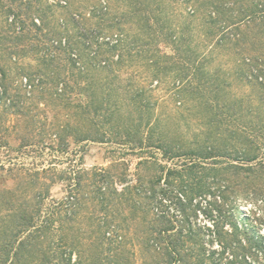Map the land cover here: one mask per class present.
<instances>
[{"label": "trees", "instance_id": "16d2710c", "mask_svg": "<svg viewBox=\"0 0 264 264\" xmlns=\"http://www.w3.org/2000/svg\"><path fill=\"white\" fill-rule=\"evenodd\" d=\"M4 1L0 264H264V0ZM89 142L137 172L37 162Z\"/></svg>", "mask_w": 264, "mask_h": 264}, {"label": "rangeland", "instance_id": "374dc122", "mask_svg": "<svg viewBox=\"0 0 264 264\" xmlns=\"http://www.w3.org/2000/svg\"><path fill=\"white\" fill-rule=\"evenodd\" d=\"M32 3L33 9L32 12L29 13V16H35L36 12H42L41 10H45L43 12H49L47 16V29L48 32L51 27L57 26L58 23H61L63 21V18H66L70 16V14L73 12H84L89 14V12H92L91 9V2L93 0H33ZM6 3L7 1L3 0ZM39 5L38 11L34 10ZM49 5L53 6L52 9L49 10ZM100 5V4H99ZM118 8L123 11L124 6L116 1L113 0L111 5L109 4V11L114 12L118 10ZM34 12V13H33ZM63 17V18H62ZM38 20V19H37ZM31 23V20L28 21V24ZM3 25H5V19L4 16L0 14V31L3 30ZM6 26V25H5ZM36 35L35 31L32 32V37L30 41H25L27 44H32L31 42H36L38 45H45L49 39L47 36L43 35L44 38L34 37L33 35ZM42 36V35H41ZM24 42V41H23ZM167 51H171L170 47L166 48ZM25 61H34L33 57H25ZM127 148H122L116 144H109V143H101V142H89L88 144L81 143V144H73L70 153L68 154H56L57 157H54V155H46L47 160L43 161V158L38 157L37 162H44L46 165H48L52 159H55V162H57V166L61 169H66L69 167H72L73 165L76 166H82L83 168L92 169L94 167H109L114 161L120 160L123 158L125 161H127L130 164V174H134L137 172V163L139 161V158L137 155H134L132 151L127 152ZM26 162H30L31 158H22ZM5 183H11V181H7L6 179H1ZM52 194L54 198H63L67 194L66 190V184L64 182L56 184L52 189ZM241 209L245 212L243 215H252L251 209L254 208V204L243 202L241 203ZM240 213H236V217H239ZM261 217V218H260ZM200 219L203 220V222L208 224H213L214 221L210 218H204V214L200 216ZM252 220H248V225L251 227H254V230L257 231L260 234H264V209H261L257 216H252ZM241 220V218H240ZM220 246L218 244L215 245V248H219Z\"/></svg>", "mask_w": 264, "mask_h": 264}]
</instances>
